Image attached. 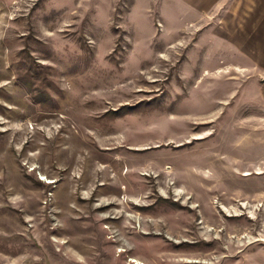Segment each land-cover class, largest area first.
Masks as SVG:
<instances>
[{
  "label": "rangeland",
  "instance_id": "rangeland-1",
  "mask_svg": "<svg viewBox=\"0 0 264 264\" xmlns=\"http://www.w3.org/2000/svg\"><path fill=\"white\" fill-rule=\"evenodd\" d=\"M236 4L0 0V264H264Z\"/></svg>",
  "mask_w": 264,
  "mask_h": 264
},
{
  "label": "crops",
  "instance_id": "crops-1",
  "mask_svg": "<svg viewBox=\"0 0 264 264\" xmlns=\"http://www.w3.org/2000/svg\"><path fill=\"white\" fill-rule=\"evenodd\" d=\"M240 4H236V7H234V11H236V15L239 16V30L241 33L245 32V37H254L255 39L263 37L264 38V16L262 17V14H264V0H239ZM242 2H246L243 4ZM260 7V11L258 9ZM238 8V9H236ZM261 19V21H260ZM246 22H249V27L253 25L252 22L255 23L254 29H245L242 30V26H246ZM260 23V24H259ZM238 45H239V41ZM254 44V51L257 56V59H263L264 58V44L259 43L257 40H255ZM256 59V61H258ZM258 68V67H256ZM259 70V69H258Z\"/></svg>",
  "mask_w": 264,
  "mask_h": 264
},
{
  "label": "bare ground",
  "instance_id": "bare-ground-1",
  "mask_svg": "<svg viewBox=\"0 0 264 264\" xmlns=\"http://www.w3.org/2000/svg\"><path fill=\"white\" fill-rule=\"evenodd\" d=\"M246 173H247V172H246ZM49 181H51V180H49ZM193 222H194V221H193ZM193 222H192V223H193ZM87 225H88V224H87ZM87 225H86V226H87ZM83 226H85V225H83ZM83 226H82V227H83ZM89 226H90V225H89ZM93 226H94V225H93ZM85 228H86V227H85ZM81 229H82V228H81ZM82 230H83V229H82ZM88 234H89V233H88ZM96 247H97V246H96ZM100 249H101V248H100ZM125 250H126V249H125ZM99 251H100V250H99ZM126 251H128V250H126ZM99 254H100V253H99ZM103 257H104V255H103ZM131 261L136 262V259H135V258H131ZM140 264H144V263L140 261Z\"/></svg>",
  "mask_w": 264,
  "mask_h": 264
}]
</instances>
